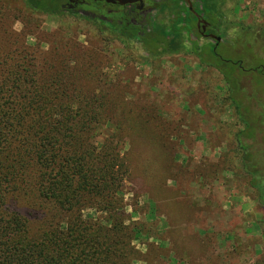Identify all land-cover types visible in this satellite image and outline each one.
I'll return each mask as SVG.
<instances>
[{"label": "rangeland", "instance_id": "374dc122", "mask_svg": "<svg viewBox=\"0 0 264 264\" xmlns=\"http://www.w3.org/2000/svg\"><path fill=\"white\" fill-rule=\"evenodd\" d=\"M42 1L0 0V54L10 60L0 81L9 72L35 81L45 70L56 80L60 68L78 83L66 95L103 98L112 122L90 140L117 145L128 175L113 209L89 204L84 214L114 215L132 235V264H264V207L241 168L243 125L230 100L253 125L264 122V0H191V12L187 0H146L133 22L119 19L118 3L69 10ZM93 6L110 10H82ZM194 13L218 42L199 34Z\"/></svg>", "mask_w": 264, "mask_h": 264}, {"label": "trees", "instance_id": "16d2710c", "mask_svg": "<svg viewBox=\"0 0 264 264\" xmlns=\"http://www.w3.org/2000/svg\"><path fill=\"white\" fill-rule=\"evenodd\" d=\"M43 1V7L54 5V0ZM126 7L129 13H139ZM126 7L120 5L121 12ZM82 10L104 17L102 12L110 7ZM214 48L208 49L211 59L218 57ZM9 61L0 54V67ZM204 63L219 67L215 61ZM221 74L227 80L235 78ZM56 75V80L51 79L45 70L34 81L29 75L9 72L0 81V264H132L128 247L132 235L121 232L114 215L96 218L82 211L89 204L113 209L122 185L119 178L126 177L120 148L108 139L90 140L92 134L101 133L103 123L112 122L111 111L103 98L79 102L66 95L78 83L64 79L60 68ZM31 86V94H26ZM229 93H234V85L230 84ZM92 100L97 109L91 108ZM230 100L243 125L235 135L241 168L257 203L264 207V122L253 125L239 111V102ZM82 103L89 107L73 110ZM114 127L117 131L120 124ZM258 226L264 230V217Z\"/></svg>", "mask_w": 264, "mask_h": 264}, {"label": "flooded vegetation", "instance_id": "af4514ba", "mask_svg": "<svg viewBox=\"0 0 264 264\" xmlns=\"http://www.w3.org/2000/svg\"><path fill=\"white\" fill-rule=\"evenodd\" d=\"M86 2L85 0H65V4H63L62 6H64V8H67L69 10H75V9H78V7H82L83 5H85ZM151 3L149 1H146V0H142V2L140 3H134V4H131V5H122L123 7H126V6H131L133 8V10H138L139 13L135 12V13H129L127 11V8H125V10L122 12L121 14V19H125V18H133L134 17H137L139 16L140 13L143 12V10L149 6ZM140 7V8H139ZM123 17V18H122ZM195 26H196V29L198 30L199 34L201 36H204V37H210V35H215V28L211 26V24L206 21V19H201V18H196L195 19ZM211 38V37H210ZM213 39V38H211Z\"/></svg>", "mask_w": 264, "mask_h": 264}, {"label": "water", "instance_id": "95a60500", "mask_svg": "<svg viewBox=\"0 0 264 264\" xmlns=\"http://www.w3.org/2000/svg\"><path fill=\"white\" fill-rule=\"evenodd\" d=\"M95 1H104L106 3H111V4H120V5H131V4H134V3H141L142 0H95ZM191 0H187L188 4H189V9L191 10L192 7H191ZM62 8H64V6H62ZM140 8V7H139ZM196 18L199 19L198 15L196 13H194ZM211 38L215 39L217 42L220 40V38L218 36H215V35H210Z\"/></svg>", "mask_w": 264, "mask_h": 264}]
</instances>
